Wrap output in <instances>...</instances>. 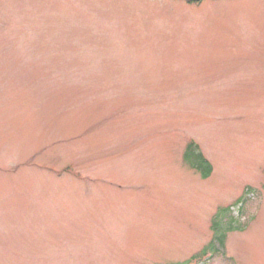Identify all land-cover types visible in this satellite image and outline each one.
I'll return each mask as SVG.
<instances>
[{
  "label": "rangeland",
  "instance_id": "obj_1",
  "mask_svg": "<svg viewBox=\"0 0 264 264\" xmlns=\"http://www.w3.org/2000/svg\"><path fill=\"white\" fill-rule=\"evenodd\" d=\"M0 264H264V0H0Z\"/></svg>",
  "mask_w": 264,
  "mask_h": 264
},
{
  "label": "trees",
  "instance_id": "obj_2",
  "mask_svg": "<svg viewBox=\"0 0 264 264\" xmlns=\"http://www.w3.org/2000/svg\"><path fill=\"white\" fill-rule=\"evenodd\" d=\"M187 1L189 2L195 1L196 3H198V1L200 0H187ZM184 160L190 165L192 169L200 173L203 178H208L212 174L213 168H212L211 163L204 157V155L200 151L199 146L194 141H190L187 144L185 152H184ZM225 210L227 209H223V210L221 209L219 210V212L225 211ZM219 215L217 214L215 216V219L218 218ZM218 220H215L216 222H214L213 229L216 231V233H215V236H214L215 238L213 239L212 243L216 244V242H218L220 246H222L225 243L227 232L235 230L234 222L236 219L234 216H231L230 221L227 224L228 225L227 229L225 230V232L221 234L217 233V230H219L218 229L219 227H216L219 225Z\"/></svg>",
  "mask_w": 264,
  "mask_h": 264
}]
</instances>
